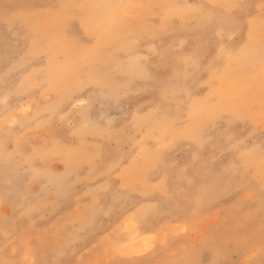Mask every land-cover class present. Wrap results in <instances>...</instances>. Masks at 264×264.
Returning a JSON list of instances; mask_svg holds the SVG:
<instances>
[{"label": "rangeland", "instance_id": "1", "mask_svg": "<svg viewBox=\"0 0 264 264\" xmlns=\"http://www.w3.org/2000/svg\"><path fill=\"white\" fill-rule=\"evenodd\" d=\"M225 4L0 0V264H264V165L222 194L217 106L200 148L171 111L189 95L149 102L171 67L162 39ZM251 5L232 0L239 23ZM255 116L264 139V104Z\"/></svg>", "mask_w": 264, "mask_h": 264}, {"label": "bare ground", "instance_id": "2", "mask_svg": "<svg viewBox=\"0 0 264 264\" xmlns=\"http://www.w3.org/2000/svg\"><path fill=\"white\" fill-rule=\"evenodd\" d=\"M257 2L253 0L251 5L255 12L254 21H247V25L239 23L238 16L234 15L232 0H225L226 4L218 6L216 10L212 6L207 7V11L201 9L200 20L196 21L192 16L189 22L172 28L161 44L164 59L171 63V67L170 70L159 71L158 77L162 79V84L149 99L151 104H156L159 99L163 100V91L164 96L171 92H179V96L189 95L188 101L186 99L179 105L180 110L171 111L173 116L176 114L180 119L183 117L184 121L185 116L189 117L186 123L191 130L198 131L200 148L205 144L206 127L209 118L212 119L214 115L211 113L215 111L213 107L217 106L215 112L223 121L217 127V134L221 136L218 142L219 147L225 151V158L218 171L220 187H225L222 194L225 195L234 190L230 180L232 173L238 178L243 173L246 179V171L250 169L255 172L261 163L264 165V139L257 135L263 132V127L255 116L258 106L264 104V6H256ZM259 16L260 20L256 21ZM149 64L153 65V61L150 60ZM130 111L125 112V117ZM239 123L244 125L243 132L248 130L255 133L250 149L243 146L242 135L235 133ZM170 137H173L171 133ZM175 142V138L171 139L175 147L185 145L184 138ZM194 146L189 141L192 153L196 150ZM189 165L191 171L188 173L189 178L187 176V186L195 190L202 187V177L200 174L195 175L193 171L196 169L192 171L193 164ZM201 165L198 163L197 169L200 171ZM148 243L151 240L145 237L127 248L141 250Z\"/></svg>", "mask_w": 264, "mask_h": 264}]
</instances>
